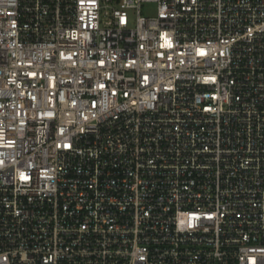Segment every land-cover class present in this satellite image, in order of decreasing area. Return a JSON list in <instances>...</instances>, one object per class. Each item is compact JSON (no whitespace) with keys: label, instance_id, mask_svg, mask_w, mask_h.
I'll list each match as a JSON object with an SVG mask.
<instances>
[{"label":"built area","instance_id":"obj_1","mask_svg":"<svg viewBox=\"0 0 264 264\" xmlns=\"http://www.w3.org/2000/svg\"><path fill=\"white\" fill-rule=\"evenodd\" d=\"M0 264H264V0H0Z\"/></svg>","mask_w":264,"mask_h":264},{"label":"rangeland","instance_id":"obj_2","mask_svg":"<svg viewBox=\"0 0 264 264\" xmlns=\"http://www.w3.org/2000/svg\"><path fill=\"white\" fill-rule=\"evenodd\" d=\"M154 12V7L151 5H143L142 6V14L145 16H150ZM129 19H130V27H135L136 25V19H137V14L134 11L129 12Z\"/></svg>","mask_w":264,"mask_h":264}]
</instances>
